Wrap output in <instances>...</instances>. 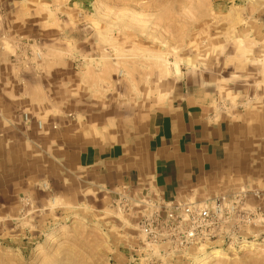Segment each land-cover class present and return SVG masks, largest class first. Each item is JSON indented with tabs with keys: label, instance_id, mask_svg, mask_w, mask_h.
<instances>
[{
	"label": "rangeland",
	"instance_id": "obj_1",
	"mask_svg": "<svg viewBox=\"0 0 264 264\" xmlns=\"http://www.w3.org/2000/svg\"><path fill=\"white\" fill-rule=\"evenodd\" d=\"M186 101L243 131L185 199L223 215L179 250L139 233L146 191L72 160ZM0 264H264V0H0Z\"/></svg>",
	"mask_w": 264,
	"mask_h": 264
},
{
	"label": "crops",
	"instance_id": "obj_2",
	"mask_svg": "<svg viewBox=\"0 0 264 264\" xmlns=\"http://www.w3.org/2000/svg\"><path fill=\"white\" fill-rule=\"evenodd\" d=\"M239 131H243L239 121L215 120L192 102L168 104L150 116L135 148L89 144L72 162L92 168L97 180L135 182L136 190L149 195L185 200L210 184L212 171Z\"/></svg>",
	"mask_w": 264,
	"mask_h": 264
},
{
	"label": "built area",
	"instance_id": "obj_3",
	"mask_svg": "<svg viewBox=\"0 0 264 264\" xmlns=\"http://www.w3.org/2000/svg\"><path fill=\"white\" fill-rule=\"evenodd\" d=\"M124 200L127 201L126 198ZM134 207L141 208L137 227L144 239L166 240L179 250H185L192 242L210 236L215 229L216 218L221 217L225 210L220 202L214 206H202L191 200H167L160 194L148 193L126 209Z\"/></svg>",
	"mask_w": 264,
	"mask_h": 264
},
{
	"label": "bare ground",
	"instance_id": "obj_4",
	"mask_svg": "<svg viewBox=\"0 0 264 264\" xmlns=\"http://www.w3.org/2000/svg\"><path fill=\"white\" fill-rule=\"evenodd\" d=\"M167 62H168V60H167ZM167 71V70H166ZM245 241H246V239H245ZM210 256H213V257H219L220 256V251L219 250H215V251H213L211 254H209L208 255V252H205V251H203V254H202V259H201V261H205L207 258H210ZM212 257V258H213ZM209 260V259H208Z\"/></svg>",
	"mask_w": 264,
	"mask_h": 264
}]
</instances>
